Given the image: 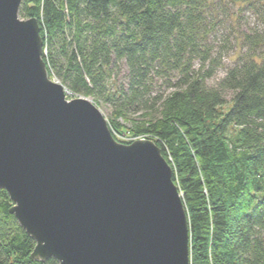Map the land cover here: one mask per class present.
<instances>
[{"label":"trees","instance_id":"16d2710c","mask_svg":"<svg viewBox=\"0 0 264 264\" xmlns=\"http://www.w3.org/2000/svg\"><path fill=\"white\" fill-rule=\"evenodd\" d=\"M227 7L256 23L226 37L239 53L210 83ZM18 15L37 19L65 93L108 104L110 129L140 113L127 133L154 142L173 171L190 264H264V0H23ZM12 207L0 189V264H58L31 261L35 242Z\"/></svg>","mask_w":264,"mask_h":264},{"label":"water","instance_id":"95a60500","mask_svg":"<svg viewBox=\"0 0 264 264\" xmlns=\"http://www.w3.org/2000/svg\"><path fill=\"white\" fill-rule=\"evenodd\" d=\"M0 0V189L33 262L190 264L189 225L157 145L115 141L86 98L65 99L37 19Z\"/></svg>","mask_w":264,"mask_h":264},{"label":"rangeland","instance_id":"374dc122","mask_svg":"<svg viewBox=\"0 0 264 264\" xmlns=\"http://www.w3.org/2000/svg\"><path fill=\"white\" fill-rule=\"evenodd\" d=\"M221 16L223 18L222 23L220 24L218 28H216L217 29L215 31L216 34L214 33V38L216 37L218 42H214V43L216 45V49L219 46H222V45L224 46L225 49L222 52L224 53V56L222 57V60H221L222 66L216 71L215 76L210 80V83L216 82L218 79H221L225 75L226 69H228L233 64L232 62L234 61L235 57L239 53L237 52V49L235 48L232 49L233 44H232L231 39H229V41L226 42L227 41L226 37L232 38L235 31L247 30L248 27L252 28L256 23V19L252 14L248 12L238 13V8H235V9L233 7L224 8L221 11ZM229 18H234L237 20L236 25L232 23V29H231V21ZM210 40L213 41L214 39H210ZM230 46H231V49L229 48ZM122 71H124V69ZM52 80L58 83V81H56L55 79L52 78ZM115 82L122 83L123 77L121 75L118 76V78L115 79ZM76 98L78 97H74L73 95L71 94L69 95L67 93L65 94V99L67 101H71ZM87 100L93 103L91 99L88 98ZM93 104L99 109L104 119L107 121V124L109 125L110 124L109 122L113 121L114 119V116L112 114L113 112L110 106L103 102L100 103L99 105H96L95 103ZM139 114L140 113L132 115L131 113H129L127 114L125 118L120 117L113 122L114 129L111 128L113 129L111 130L110 127L109 129H110L111 135L117 139L115 140L116 142L123 144V145H129L136 140L144 139V138L133 137L127 133L128 129L132 127V124L134 122L139 121V118H138Z\"/></svg>","mask_w":264,"mask_h":264},{"label":"bare ground","instance_id":"6f19581e","mask_svg":"<svg viewBox=\"0 0 264 264\" xmlns=\"http://www.w3.org/2000/svg\"><path fill=\"white\" fill-rule=\"evenodd\" d=\"M66 94V93H65Z\"/></svg>","mask_w":264,"mask_h":264}]
</instances>
